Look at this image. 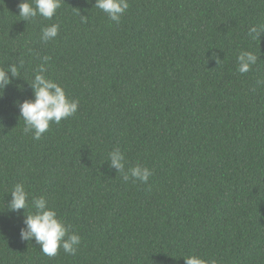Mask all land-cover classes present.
<instances>
[{"label":"trees","instance_id":"1","mask_svg":"<svg viewBox=\"0 0 264 264\" xmlns=\"http://www.w3.org/2000/svg\"><path fill=\"white\" fill-rule=\"evenodd\" d=\"M21 2L0 0V67L23 62L0 90V264H264V37L247 35L264 0H128L119 25L95 0L29 21ZM241 51L260 57L246 74ZM44 56V75L79 105L37 140L19 104ZM116 148L125 171L151 170L147 183L109 167ZM17 183L80 235L75 255L21 239L34 209L9 210Z\"/></svg>","mask_w":264,"mask_h":264},{"label":"clouds","instance_id":"2","mask_svg":"<svg viewBox=\"0 0 264 264\" xmlns=\"http://www.w3.org/2000/svg\"><path fill=\"white\" fill-rule=\"evenodd\" d=\"M62 0H23L18 5L19 16L24 21H29L37 15L51 20L57 10L61 7ZM94 7L101 10L107 17L117 25L121 22V17L130 7L128 0H95ZM82 23H87L88 17L81 16ZM60 31V24L53 23L46 26L41 31V41L47 44L55 40ZM248 37L255 41H261L264 37V22L252 25L248 29ZM40 59L36 74L30 84L34 99L25 100L19 104L20 116L24 121V133L33 134L39 140L51 123L59 124L63 119H67L76 114L79 101L70 99L64 88L58 83L47 78L44 73L50 57L44 56ZM238 72L246 74L257 65L260 57L252 51H241L237 56ZM217 63L220 61L216 56ZM20 65L11 64L0 67V90L12 83V80L19 77ZM257 85H264V79H258ZM108 163L110 168H114L121 173L124 180L129 176L133 182L147 183L152 175L151 170L142 165H136L125 171V154L119 149L109 152ZM31 197V198H30ZM9 210L19 212L31 207L34 209L30 214L25 215L24 227L20 230L22 240H35L40 245L41 252L47 256H56L60 249L68 255H75L81 243L79 234L70 231V226L66 225L62 218L58 216L57 210L49 207L44 196L34 197L26 190L24 183H17L11 191V201L8 203ZM185 264H216L215 260H205L197 255L183 257Z\"/></svg>","mask_w":264,"mask_h":264}]
</instances>
